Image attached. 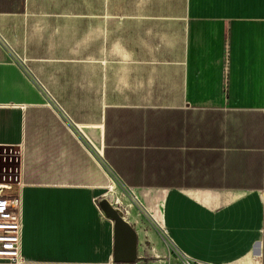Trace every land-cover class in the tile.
I'll return each instance as SVG.
<instances>
[{"label":"crops","instance_id":"1","mask_svg":"<svg viewBox=\"0 0 264 264\" xmlns=\"http://www.w3.org/2000/svg\"><path fill=\"white\" fill-rule=\"evenodd\" d=\"M26 5L0 0V37ZM122 6L90 14V57L42 88L0 38L23 258L112 264L107 198L137 234L135 264L168 246L191 264H264V0Z\"/></svg>","mask_w":264,"mask_h":264},{"label":"rangeland","instance_id":"2","mask_svg":"<svg viewBox=\"0 0 264 264\" xmlns=\"http://www.w3.org/2000/svg\"><path fill=\"white\" fill-rule=\"evenodd\" d=\"M122 7V0L109 5L107 0H27L24 16L2 23L0 38L12 59L42 88L49 75L72 78L76 60L90 57V14L122 12ZM4 154L0 152V185L6 186L0 191L6 196L16 188L14 178H4V170H14L18 161L16 151ZM167 251L159 258L161 264H191L170 246Z\"/></svg>","mask_w":264,"mask_h":264},{"label":"built area","instance_id":"3","mask_svg":"<svg viewBox=\"0 0 264 264\" xmlns=\"http://www.w3.org/2000/svg\"><path fill=\"white\" fill-rule=\"evenodd\" d=\"M6 185H0V187ZM22 216L18 194L2 195L0 191V263L35 264L21 253ZM113 264V263H112Z\"/></svg>","mask_w":264,"mask_h":264},{"label":"water","instance_id":"4","mask_svg":"<svg viewBox=\"0 0 264 264\" xmlns=\"http://www.w3.org/2000/svg\"><path fill=\"white\" fill-rule=\"evenodd\" d=\"M97 205L104 216L113 222V264H135L137 255V234L127 222L125 213L107 198H101Z\"/></svg>","mask_w":264,"mask_h":264}]
</instances>
